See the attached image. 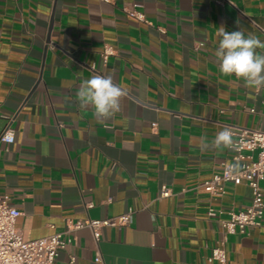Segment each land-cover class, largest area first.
<instances>
[{
    "label": "crops",
    "instance_id": "obj_1",
    "mask_svg": "<svg viewBox=\"0 0 264 264\" xmlns=\"http://www.w3.org/2000/svg\"><path fill=\"white\" fill-rule=\"evenodd\" d=\"M218 1L0 0V136L15 130L0 143V195L22 212L17 227L36 239L134 211L98 246L89 229L74 232L59 264H100L98 251L107 264H220L211 254L225 237L226 264H264V216L228 236L208 216L245 209L252 188L229 183L215 198L198 187L235 161V149L212 147L216 133L264 129V88L222 75L215 56L221 26L264 41V0ZM96 74L126 92L110 119L78 102Z\"/></svg>",
    "mask_w": 264,
    "mask_h": 264
},
{
    "label": "built area",
    "instance_id": "obj_2",
    "mask_svg": "<svg viewBox=\"0 0 264 264\" xmlns=\"http://www.w3.org/2000/svg\"><path fill=\"white\" fill-rule=\"evenodd\" d=\"M110 1V0H104ZM220 4L224 0L218 1ZM130 15L139 19L143 14L137 10H128ZM116 53V49L106 44L102 57L107 63L110 56ZM233 134L236 135L233 149L237 155L235 161L221 163L220 172H216L211 178L205 180L198 187L204 188L212 197L219 198L227 193V184L247 183L253 190L252 203L241 210L227 211L211 207L208 212L210 218L216 219L225 236L229 234H246L250 228L261 224L264 216V189L261 181L264 180V129L246 128L230 125ZM15 141V130L8 126L0 136V143L7 144ZM238 165L233 168L231 166ZM173 194L172 189L166 185L161 188L160 198ZM93 204H88L92 207ZM134 211L105 219L85 218L70 221L65 230L49 236L36 239H28L24 232L17 227V220L22 212L9 203L8 195H0V264H59L60 253L65 250L74 239V232L87 228L91 231L98 246L102 239L105 227H121L130 225L133 221ZM211 258L220 264L228 261L226 237L219 245L213 248ZM96 262L107 264L102 254L98 251ZM67 264H77L75 255L69 257Z\"/></svg>",
    "mask_w": 264,
    "mask_h": 264
},
{
    "label": "clouds",
    "instance_id": "obj_3",
    "mask_svg": "<svg viewBox=\"0 0 264 264\" xmlns=\"http://www.w3.org/2000/svg\"><path fill=\"white\" fill-rule=\"evenodd\" d=\"M217 36L220 39L215 56L220 73L243 79L248 88H264V51H257L264 50V41L252 33L246 36L241 27L239 30L228 32L221 26ZM125 95V89L114 83L111 76L99 74L85 80L77 92L80 106H92L95 115L102 120L110 119L120 111V100ZM233 135L230 128L219 131L212 141V147L233 148ZM231 167L236 168L238 165Z\"/></svg>",
    "mask_w": 264,
    "mask_h": 264
}]
</instances>
